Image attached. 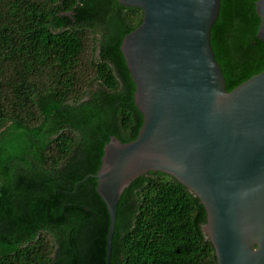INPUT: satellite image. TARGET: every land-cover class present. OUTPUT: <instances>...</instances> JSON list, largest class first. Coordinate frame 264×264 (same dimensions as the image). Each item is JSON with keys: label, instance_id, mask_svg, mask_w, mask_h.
<instances>
[{"label": "trees", "instance_id": "16d2710c", "mask_svg": "<svg viewBox=\"0 0 264 264\" xmlns=\"http://www.w3.org/2000/svg\"><path fill=\"white\" fill-rule=\"evenodd\" d=\"M256 0H220L210 43L227 91L264 70ZM140 9L117 0H0V264H106L96 174L143 118L120 52ZM199 200L150 171L121 194L110 264H216Z\"/></svg>", "mask_w": 264, "mask_h": 264}, {"label": "water", "instance_id": "95a60500", "mask_svg": "<svg viewBox=\"0 0 264 264\" xmlns=\"http://www.w3.org/2000/svg\"><path fill=\"white\" fill-rule=\"evenodd\" d=\"M117 2L142 12L120 52L143 122L130 142L110 137L93 175L109 216L106 264L118 200L150 171L199 200L216 264H264V70L226 90L210 43L220 0ZM255 12L264 44V0Z\"/></svg>", "mask_w": 264, "mask_h": 264}]
</instances>
